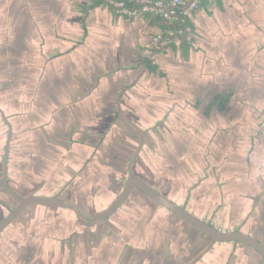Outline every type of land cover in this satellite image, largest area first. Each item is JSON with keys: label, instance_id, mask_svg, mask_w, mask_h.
I'll return each mask as SVG.
<instances>
[{"label": "crops", "instance_id": "1", "mask_svg": "<svg viewBox=\"0 0 264 264\" xmlns=\"http://www.w3.org/2000/svg\"><path fill=\"white\" fill-rule=\"evenodd\" d=\"M95 1L101 0H0V201L10 208L5 201L13 196L1 179L12 131L5 183L18 194L57 196L55 186L86 187L96 174L93 182L108 184L111 204L141 138L127 118L145 131L136 176L218 230L264 243V0H200L184 16V39L176 26L190 2L162 18L118 15ZM56 154L63 158L56 161ZM39 184L47 187L37 190ZM71 194L59 196L75 201ZM48 211L46 225L16 230L24 229L22 237L93 235L67 245L40 246L39 238L29 244L43 246L35 259L18 256L27 243L17 239L15 258L0 264H260L262 258L237 242L216 243L198 258L212 239L152 205L140 211L134 231L124 216L120 225L111 220L107 244L73 212L61 210L75 215L61 227L65 215ZM134 240L142 241L140 250L128 246Z\"/></svg>", "mask_w": 264, "mask_h": 264}, {"label": "rangeland", "instance_id": "2", "mask_svg": "<svg viewBox=\"0 0 264 264\" xmlns=\"http://www.w3.org/2000/svg\"><path fill=\"white\" fill-rule=\"evenodd\" d=\"M134 148H137V144L133 145ZM131 157H130V160L132 158V155L134 154H129ZM54 157L56 158V161L57 160H61L63 157L61 155H54ZM54 158V160H55ZM107 159H108V154H107ZM128 160L126 163H125V167L128 165V162L130 161ZM125 171H126V168H124ZM97 174H99V171H97L96 169L94 170ZM96 174H93V176L91 177V179L89 181H91V183L86 186V187H79L77 184H67V185H60L58 187L55 186V189H53V194H56V193H59V195L61 194L62 196H64L67 192H71L72 194L71 195H74L73 197L76 199L75 202H77L79 205H81L85 210L87 209V211L89 213H95V212H98V211H102L106 208H108V206L110 205V202H108V184H106L105 186H97L96 188V185L94 184V176ZM106 179H108V175H106ZM115 184H118L117 182H115ZM122 185V184H121ZM119 186V184H118ZM45 187H47L46 184H39V186L37 187V190H40V189H44ZM52 187V186H51ZM122 187V186H121ZM54 188V187H52ZM121 190H116L115 189L113 190V200L118 196V194L120 193ZM30 192V191H29ZM34 192V191H33ZM40 195H48V194H44V193H39ZM76 194V196H75ZM20 196L22 197H27V196H32V195H35V193H28V192H23L21 194H19ZM110 195V193H109ZM167 197V196H166ZM9 199L6 200L5 202L10 205L11 208H14L17 204H18V201L13 198V197H8ZM69 200H72V199H69ZM74 201V200H72ZM147 205H152L156 208H159L160 211L164 212L165 214V217H168V216H173L172 213H169V212H165L163 209H161V207H159V205L153 203L150 199H148L144 194H142L141 192L139 191H134L132 193V195L130 196V198L128 199V201L123 205V207L120 209L119 213L117 212L115 215L116 217H113V223L114 225H120L121 224V221H120V216H124L126 220H129V230L130 231H134L135 230V223L136 222H139L140 219H138V217L140 216L139 213L141 210H144L145 208H147ZM11 208H9V206H7L5 203H3L2 201H0V218L6 214L7 210H11ZM35 209H38L40 211H36ZM52 211L53 212V216H59V214H62L63 215V211L61 210H65V209H57V208H47V207H40V206H31L28 208V211L24 212L15 222V224H17L18 226H21V225H24L25 224V220L28 221V223L31 225V224H36V223H40V224H43V225H46V220H48L49 216L51 215L50 213H48L49 211ZM36 211V212H35ZM38 212H39V215H38ZM9 213V212H8ZM156 215V213H154ZM65 215V216H64ZM64 217H59V224H61V227H62V223L64 221V224L67 225V220L70 219L69 216H75L73 215L72 213L68 212V211H65L64 212ZM69 215V216H67ZM52 216V217H53ZM152 217V216H151ZM128 218V219H127ZM135 221V222H134ZM82 224L81 226H83L82 228L84 227H87V225H90V226H96L97 227V231H96V237L98 239H103V241L107 240L106 242H102L103 244H107L108 242V235L111 234L110 233V225H108V221L107 222H100V223H86L85 221H80ZM27 223V224H28ZM52 223H53V220H52ZM133 225V226H132ZM110 228V229H109ZM21 228L17 229L16 232H17V236H18V242L20 243H25V241L23 240V235H24V231L21 230ZM76 229V228H75ZM74 229V230H75ZM148 229V228H147ZM46 230V229H45ZM52 230V229H51ZM151 231H157L156 228L152 227ZM39 232V231H38ZM45 232V231H44ZM35 233V232H34ZM92 234L91 231H85V232H79L77 233V230L74 231V235L73 237L71 236V238L69 239H63L61 238V236H57V235H51L50 233H48L46 236L43 235V236H39L37 233L36 235H33V237L30 239L29 241V238L27 237L26 238V248H23L21 251H20V254L19 252L17 253L18 256L20 255H24L25 257H33L34 259L36 257H39L40 255L43 256V246H44V241H60V240H63V242H65V244L67 245L68 242H73L76 238H80V239H83L84 237L85 238H88L89 235ZM120 236V233L117 232V230H113V235L114 236ZM77 235V236H76ZM93 235V234H92ZM6 236H8V233L6 234ZM203 236V235H202ZM22 238V240L20 241L19 238ZM138 236H136V238L134 239H137ZM40 238L41 240V245L42 246V249L41 251L40 250H35L34 248L31 249L32 246H30L29 244H32L31 242H36L38 241ZM209 242H210V239H209ZM48 244H50V242H47ZM148 245V242H146V246ZM130 247V249H134L135 247H138L137 249H141V246H142V241H139V240H134L133 242L130 241V244L128 245ZM35 247V246H34ZM149 248H151V244L149 246ZM137 249L134 250V253H133V260H136V257L138 256L137 253H135V251H137ZM178 249H180V246H178ZM13 253H10V250L8 247L6 248H0V255L3 256L4 258L2 259L3 261L5 260L6 262L9 263V260L8 259V256H11ZM14 255V254H13ZM12 255V256H13ZM48 255H49V251H48ZM86 255V254H84ZM0 256V257H1ZM71 256L74 257V253H71ZM179 256V254H177V257ZM72 261V260H71Z\"/></svg>", "mask_w": 264, "mask_h": 264}, {"label": "water", "instance_id": "3", "mask_svg": "<svg viewBox=\"0 0 264 264\" xmlns=\"http://www.w3.org/2000/svg\"><path fill=\"white\" fill-rule=\"evenodd\" d=\"M177 8V7H176ZM170 11V10H169ZM128 123L136 127L140 133L141 138L138 148L134 152L131 161L128 164V177L124 184L122 191L118 194L116 199L108 206V208L95 213H89L77 202L62 198L60 196H44V195H32L27 197L20 196L13 188L7 186L5 181L8 176V160H9V148L12 131L9 135V141L7 143L6 154L3 163V177L1 179V187L10 193L17 201L18 204L12 208L8 215L0 222V234L14 223L23 212L31 206H40L47 208L65 209L73 212L78 218L88 223H99L111 219L121 207L128 201L131 194L135 190L141 191L153 202L159 204L163 208L167 209L186 223L192 225L199 231L203 232L212 239V244L198 257L201 258L207 252H209L212 246L216 243H228L237 242L243 246L249 247L257 252L262 258L260 264H264V243L259 240L245 235L239 231L222 232L215 228L212 224L196 217L190 213L184 206L177 204L170 198L166 197L159 190L148 184L144 179L136 176L133 171V165L136 163L140 152L143 149L145 143V131L138 128L131 120L125 118ZM198 260H195V264Z\"/></svg>", "mask_w": 264, "mask_h": 264}, {"label": "built area", "instance_id": "4", "mask_svg": "<svg viewBox=\"0 0 264 264\" xmlns=\"http://www.w3.org/2000/svg\"><path fill=\"white\" fill-rule=\"evenodd\" d=\"M106 4L113 10L115 14L133 17L139 14L140 11L145 13H153L162 18H169L171 7L185 6L189 2L186 10L182 11L181 14L186 16L188 10H197L200 5V0H135L137 7H130L124 1L121 0H104ZM160 39H155L157 42Z\"/></svg>", "mask_w": 264, "mask_h": 264}, {"label": "flooded vegetation", "instance_id": "5", "mask_svg": "<svg viewBox=\"0 0 264 264\" xmlns=\"http://www.w3.org/2000/svg\"><path fill=\"white\" fill-rule=\"evenodd\" d=\"M127 173H128V171H127ZM127 179V178H126ZM6 182V181H5ZM6 184V183H5ZM7 185V184H6ZM8 186V185H7ZM135 191H139V190H135ZM139 192H141V191H139ZM142 193V192H141ZM143 194V193H142ZM132 195V194H131ZM145 195V194H144ZM57 196H59V195H57ZM123 207V206H122ZM121 207V208H122ZM11 208V207H10ZM12 209V208H11ZM10 211V209L8 210V212ZM26 211H28V209H26L24 212H26ZM120 211V210H119ZM118 211V212H119ZM23 212V213H24ZM170 212V211H169ZM7 215H3L1 218H0V222L6 217ZM114 217V216H113ZM113 217L111 218V219H109V220H107L108 221V223L113 219ZM77 219L78 220H81L80 218H78L77 217ZM83 221V220H82ZM107 221H104V222H107ZM16 222V221H15ZM15 222L14 223H12L9 227H7L1 234H0V248H6V247H8L9 248V250H10V253H13L11 256H8V259L9 260H11V259H14L15 258V256H16V251H15V242H16V240H17V232H16V225L17 224H15ZM28 223V221H26L25 220V226H26V224ZM86 223H88V222H86ZM24 225H23V227H25ZM23 231H24V229H22ZM8 233V236H6V234ZM25 233V232H24ZM74 233V232H73ZM33 235H34V233H33V231H31L30 233H28V234H26V236L25 237H23V239L24 240H26V238L28 237L29 238V241H30V239L33 237ZM36 235V234H35ZM73 235L74 234H72V237H73ZM69 238H71V237H69ZM68 238V239H69ZM26 244H23L22 246H25ZM20 254V253H19ZM1 256V255H0ZM20 257L22 258V257H24V255H20ZM32 257V256H31ZM31 257H27V259L28 258H31ZM1 259H3L4 257L3 256H1L0 257ZM33 258V257H32ZM5 259V258H4Z\"/></svg>", "mask_w": 264, "mask_h": 264}, {"label": "trees", "instance_id": "6", "mask_svg": "<svg viewBox=\"0 0 264 264\" xmlns=\"http://www.w3.org/2000/svg\"><path fill=\"white\" fill-rule=\"evenodd\" d=\"M124 1L128 6L130 7H137L138 5L136 4L135 0H121ZM204 2V1H203ZM96 6H101V5H107L106 2L104 0L101 1H95L94 2ZM180 18L182 19V22H180L177 26H176V31H181V39H184L185 34H186V30L188 28V24L187 22H185V17L183 15H180ZM173 26H171L172 28ZM185 41L183 42V45H185Z\"/></svg>", "mask_w": 264, "mask_h": 264}]
</instances>
